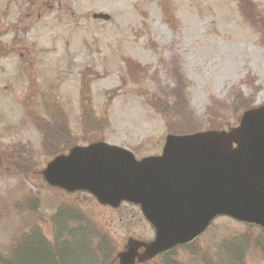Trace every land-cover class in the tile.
<instances>
[{
    "label": "rangeland",
    "instance_id": "obj_1",
    "mask_svg": "<svg viewBox=\"0 0 264 264\" xmlns=\"http://www.w3.org/2000/svg\"><path fill=\"white\" fill-rule=\"evenodd\" d=\"M0 46V264H118L126 241L146 236L134 206L45 184L53 155L35 123L54 126L53 106L75 144L103 140L140 159L168 133L227 131L264 104V0H0ZM83 97L107 119L102 132L83 128ZM52 129L55 148L67 137ZM15 159L27 162L19 174ZM254 227L218 217L172 264H264Z\"/></svg>",
    "mask_w": 264,
    "mask_h": 264
},
{
    "label": "water",
    "instance_id": "obj_2",
    "mask_svg": "<svg viewBox=\"0 0 264 264\" xmlns=\"http://www.w3.org/2000/svg\"><path fill=\"white\" fill-rule=\"evenodd\" d=\"M41 174L101 204H138L156 229L154 241L144 244L148 255L192 239L218 214L264 226V104L244 112L228 132L168 134L157 156L137 160L126 148L98 141L56 156ZM119 256L128 264L134 257Z\"/></svg>",
    "mask_w": 264,
    "mask_h": 264
},
{
    "label": "trees",
    "instance_id": "obj_3",
    "mask_svg": "<svg viewBox=\"0 0 264 264\" xmlns=\"http://www.w3.org/2000/svg\"><path fill=\"white\" fill-rule=\"evenodd\" d=\"M243 1H246V0H243ZM243 3V2H242ZM242 3H241V6H242ZM8 51H7V49H6V46H0V54H5V53H7ZM89 98L88 97H83L82 98V102H81V111H82V116H81V119H82V125H83V128L84 129H86L87 128V125H89V124H91V125H93L94 126V130H96V131H98V132H102V129H103V125H102V123H105V122H107V119L106 118H97V116L95 115V114H93V111L91 110V106H90V103H89ZM59 113H60V108L59 107H57L56 105L55 106H53L52 108H51V111H50V116L52 117V119H53V121H54V126H52V125H50V124H48L49 126H47V124H45V123H41V122H39L40 120V118L38 117L37 118V120L38 121H36V125L37 126H39V128H43V129H45L46 128V131H47V133H45L46 135H44V138L42 139L44 142H47L48 144H47V146L45 147L47 150H48V152L49 153H51V155H56V154H58V153H61V152H65L68 148H70L71 146H73L74 144H75V142H76V138L72 135V133L69 131V129H68V127H67V125L65 124V123H60L59 124V122H58V118H59ZM42 121H44V120H42ZM51 123V122H50ZM181 123H183V122H180V124L179 125H175L174 127H173V131L175 132V131H177V132H180L181 130L180 129H178L179 127H182L181 126ZM52 124V123H51ZM52 128H54V129H58V130H61L60 131V133H63V134H65V136L67 137L64 141H63V139H62V145H67L65 148H64V150H60L58 147L59 146H62V145H59V144H57L56 145V147L55 148H52L51 147V141L49 142V135L50 134H52V139L53 138H55V136H56V133L54 132V130L52 129ZM62 137H63V135H62ZM57 138H59V137H57ZM57 148V149H56ZM11 162H13V163H15V164H17V165H20V166H16V167H14L11 163H9V165L12 167H14V171L15 172H17V174H19V170H21L22 168V166H24L25 165V163H27V162H20V161H18V160H13V161H11ZM29 165H30V163H29ZM30 169V168H29ZM29 169H28V171H29ZM27 171V170H26ZM22 177H24V178H26V175H22ZM27 242H24L23 244L25 245ZM27 245V244H26ZM30 246V245H29ZM29 246L27 245V246H25V247H23V246H19L18 248H16L15 249V251L13 252V255H14V259H15V261L17 262V263H19L21 260H23L24 259V255H25V253L28 251V249H29ZM31 247V246H30ZM34 248V247H33ZM32 248V249H33ZM32 249H31V252H32ZM34 252V251H33ZM37 252V251H36ZM12 255V256H13ZM43 255V254H42ZM41 259H49V261L50 262H47L48 264H54L53 263V260L50 258V257H47V256H45L44 258H41Z\"/></svg>",
    "mask_w": 264,
    "mask_h": 264
},
{
    "label": "flooded vegetation",
    "instance_id": "obj_4",
    "mask_svg": "<svg viewBox=\"0 0 264 264\" xmlns=\"http://www.w3.org/2000/svg\"><path fill=\"white\" fill-rule=\"evenodd\" d=\"M139 215H140V218L143 222H146L147 226H146V231L144 232V235L146 236H139L138 235H135V237H130L127 241V242H133L134 245L137 246V244H139V246H137V248L135 249V251H137V255H142L145 251V247L140 244V242L142 243H149L153 240L154 238V235H155V229L154 227L143 217L141 211H140V208L139 207H136L134 206ZM137 233V232H136ZM134 233V234H136ZM196 240V239H195ZM194 240V241H195ZM191 243V242H190ZM190 243H186V244H181V245H178L179 247L177 248H169L167 250H164L158 254H156L154 257L150 258V259H147L143 264H172L173 261H174V258H175V254L176 252L180 249V248H186V247H190L192 246L193 244H190ZM114 262H116V260L114 259ZM137 264V263H136Z\"/></svg>",
    "mask_w": 264,
    "mask_h": 264
}]
</instances>
